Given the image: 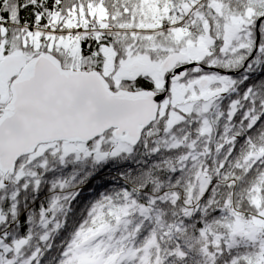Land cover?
I'll use <instances>...</instances> for the list:
<instances>
[{
  "label": "snow or ice",
  "instance_id": "6c2138e0",
  "mask_svg": "<svg viewBox=\"0 0 264 264\" xmlns=\"http://www.w3.org/2000/svg\"><path fill=\"white\" fill-rule=\"evenodd\" d=\"M0 264H264V0H0Z\"/></svg>",
  "mask_w": 264,
  "mask_h": 264
}]
</instances>
